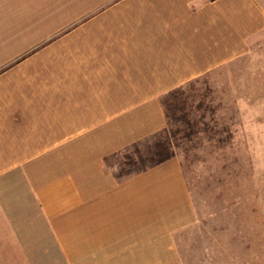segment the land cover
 <instances>
[{
  "label": "crops",
  "instance_id": "1",
  "mask_svg": "<svg viewBox=\"0 0 264 264\" xmlns=\"http://www.w3.org/2000/svg\"><path fill=\"white\" fill-rule=\"evenodd\" d=\"M259 42L264 0H0V264H264V193L203 228L176 156L108 163Z\"/></svg>",
  "mask_w": 264,
  "mask_h": 264
},
{
  "label": "rangeland",
  "instance_id": "2",
  "mask_svg": "<svg viewBox=\"0 0 264 264\" xmlns=\"http://www.w3.org/2000/svg\"><path fill=\"white\" fill-rule=\"evenodd\" d=\"M251 55L225 85L223 78L203 77L165 96L167 130L109 159L115 173L176 156L197 212L213 215L203 228L224 229L227 215L257 210L264 193V42ZM177 241L184 250L183 239Z\"/></svg>",
  "mask_w": 264,
  "mask_h": 264
},
{
  "label": "trees",
  "instance_id": "3",
  "mask_svg": "<svg viewBox=\"0 0 264 264\" xmlns=\"http://www.w3.org/2000/svg\"><path fill=\"white\" fill-rule=\"evenodd\" d=\"M180 90H182V89H175V90H172L171 92H169L166 96H175L176 94H177V92H179ZM165 115H166V112H165ZM166 117H167V115H166ZM167 127H165V129L164 130H167L166 129ZM170 157H173V156H170ZM170 157H166V158H164V159H161V160H159V161H157V162H155V163H153V164H156V163H158V162H160V161H163V160H165V159H167V158H170ZM152 164V165H153ZM144 168V167H143ZM142 169V168H141ZM140 170V169H139Z\"/></svg>",
  "mask_w": 264,
  "mask_h": 264
}]
</instances>
